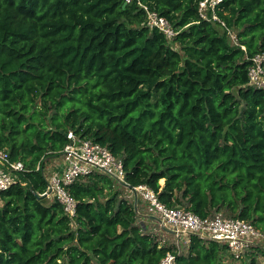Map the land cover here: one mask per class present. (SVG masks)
<instances>
[{
    "label": "trees",
    "instance_id": "obj_1",
    "mask_svg": "<svg viewBox=\"0 0 264 264\" xmlns=\"http://www.w3.org/2000/svg\"><path fill=\"white\" fill-rule=\"evenodd\" d=\"M142 1L179 30L173 41L146 26L137 0H0V149L25 165L0 192V264H159L167 252L175 264L226 253L257 264L198 234L179 250L102 171L69 186L74 218L37 195L73 130L120 157L131 187L264 231V90L247 75V57L264 52V0L218 11L246 50L200 17L201 0Z\"/></svg>",
    "mask_w": 264,
    "mask_h": 264
},
{
    "label": "built area",
    "instance_id": "obj_2",
    "mask_svg": "<svg viewBox=\"0 0 264 264\" xmlns=\"http://www.w3.org/2000/svg\"><path fill=\"white\" fill-rule=\"evenodd\" d=\"M130 1L132 0H126V2ZM223 1L201 0L198 5L199 15L208 22L219 24L227 31L233 44L240 45L246 50V47L240 44L237 33L227 26L226 21L218 13ZM137 2L145 10L146 26L158 29L169 41H173L179 30L166 17L150 8L142 0H137ZM247 59L249 60L248 85L264 90V52L248 56ZM67 138L69 141L61 153L62 166L52 170L48 175L45 173L48 186L42 194L47 193L51 186L52 191L48 196L56 199L63 206L66 214L74 218L77 213V200L70 193L69 186L77 179L98 170L114 179L126 180L123 160L115 156L108 147L89 138H82L73 130L68 131ZM24 169L23 161L12 159L8 150L0 149V192L7 190L19 180V172ZM135 188L146 206L147 213L158 216L164 224L176 231L193 232L201 237L224 242L236 255L247 252L256 244H264V231L251 222L226 217L222 213L202 218L182 206L166 205L159 199L158 194L145 184H140ZM175 260L176 255L173 252H167L159 264H175Z\"/></svg>",
    "mask_w": 264,
    "mask_h": 264
},
{
    "label": "rangeland",
    "instance_id": "obj_3",
    "mask_svg": "<svg viewBox=\"0 0 264 264\" xmlns=\"http://www.w3.org/2000/svg\"><path fill=\"white\" fill-rule=\"evenodd\" d=\"M218 28V27H217ZM218 30L220 32H223L222 29L218 28ZM178 48V46H177ZM50 163V162H49ZM52 163V162H51ZM50 173V171H48ZM48 173V174H49ZM47 174V175H48ZM119 184V183H118ZM116 184V187L124 194V196L126 197H129L130 199H133V193L132 191L130 190V188H127L125 186H123L122 184ZM50 198H52V196H50ZM140 198V197H139ZM151 224V227H155V230L157 232H159L161 235H162V238H164L165 240H167L168 242H170L171 244H174L175 242V239H172V235L170 234L169 235V232H166V233H163L161 232V226L159 223L153 225ZM154 230V229H153ZM259 244V243H258ZM254 248V249H253ZM185 249V243L183 241H180L179 243V250H184ZM247 252H249L248 256H250V254L252 253V256L253 257H256L257 259V264H264V244H260V245H257L256 246H252ZM245 253V252H244ZM242 253V254H244ZM243 259H246V258H235L234 256H232L231 254L229 253H226L224 255V259L223 261H221V264H239Z\"/></svg>",
    "mask_w": 264,
    "mask_h": 264
},
{
    "label": "crops",
    "instance_id": "obj_4",
    "mask_svg": "<svg viewBox=\"0 0 264 264\" xmlns=\"http://www.w3.org/2000/svg\"><path fill=\"white\" fill-rule=\"evenodd\" d=\"M62 163H63L62 155L49 158L47 160V162H46L45 172L44 173L48 174L49 173L48 171H50V173H51L52 170H54L56 168H61ZM160 182H161V184H164V179H161ZM133 200L135 201L134 195H133ZM136 211H137V213L139 215V223L142 224L143 226H149L150 229H152V230L154 229L155 230V227H151V224L155 225V224H157L159 222H157L156 220H154V219L149 217L150 214L147 213L146 206H145L144 202L140 198L138 199V207H137ZM150 221L152 223H150ZM171 235L173 237L172 239H175V241L177 243H180V241H183L185 244H187L188 241H189V235H187V234H180V235L171 234Z\"/></svg>",
    "mask_w": 264,
    "mask_h": 264
},
{
    "label": "water",
    "instance_id": "obj_5",
    "mask_svg": "<svg viewBox=\"0 0 264 264\" xmlns=\"http://www.w3.org/2000/svg\"><path fill=\"white\" fill-rule=\"evenodd\" d=\"M43 176H45L44 171H43ZM45 178H46V176H45ZM116 180H117L120 184H122L123 186H125V187L131 189V191H132L133 194H134V199H135V201H134V207H135V209L137 210L139 195H138V192H137L136 188H135V187H131V186H130L126 181H124V180H121V179H119V178H116ZM51 191H52V188H51V186H50L49 189H48V192H47V193H44V194H37V195H38L39 197H46V196H48L49 194H51ZM149 217L152 218V219H154V220H156L157 222H159L160 225H161V227H162L166 232H169V233H171V234H176V235H180V234L192 235V234H195V233H193V232H181V231H176V230L170 228L169 226H167L166 224H164V223L162 222L161 218H159L158 216L150 215ZM213 240H214V239H213Z\"/></svg>",
    "mask_w": 264,
    "mask_h": 264
}]
</instances>
